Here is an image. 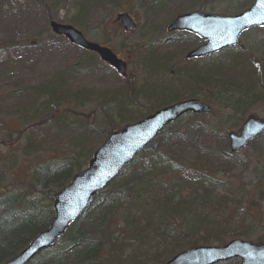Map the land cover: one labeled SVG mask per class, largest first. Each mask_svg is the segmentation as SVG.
Listing matches in <instances>:
<instances>
[{"label":"rangeland","instance_id":"obj_1","mask_svg":"<svg viewBox=\"0 0 264 264\" xmlns=\"http://www.w3.org/2000/svg\"><path fill=\"white\" fill-rule=\"evenodd\" d=\"M252 1L104 0L97 12L87 14L80 23H71L69 20L77 17L75 0H58V7L61 6L59 12L67 23L77 28L88 40L108 46L126 61V77L118 76L95 55L70 46L63 38L53 35L38 10L35 21L31 23L26 22L25 13L19 21L3 17L0 21V108L14 109L18 104V99L14 97L19 95L9 96L15 93L16 88H33L38 93V99H41L37 100V107H45L39 87L59 80L63 84L59 90L70 92L72 95L68 96L71 99H74V95L82 94L85 100L78 108L72 106L75 116L71 118L77 117L80 125L84 123L87 126L92 140L85 142L86 148L103 140L108 127L106 115L114 124L122 125L125 111L139 116L145 114L149 104L157 107L154 99L145 100L144 92H159L158 98L165 100L172 92L183 99L198 98L211 107L210 112L199 115L198 120L217 123L225 135L231 131L239 132L248 116L264 119V27L246 30L240 36L237 47L189 61L183 59L184 53L200 44V40L167 32L166 26L177 14L198 10L222 16L234 15L246 9ZM28 3L29 0H15L12 13L16 6H21L23 12ZM119 12L129 13L135 28L125 32L114 20ZM11 37L14 38L13 43H8ZM182 38H188V41H182ZM160 41L163 43L156 45ZM11 45L16 47L10 48ZM220 68L223 69L222 74H219ZM191 69L194 70L192 75ZM210 69L211 80L204 86L200 76ZM65 73H68L66 79L65 76L60 77ZM191 76L198 81V85L191 82ZM221 81L226 86V94L227 90H233L235 95H248L249 103L242 101L243 104L234 108L228 103L226 94L220 95L219 90H222L215 86ZM127 84L135 91L136 100L132 106L126 105V102L120 104L117 99L118 90H123ZM99 101L103 105L101 109L97 108ZM0 110V191L9 188V184H13L11 189L19 186L25 190V185L37 168H57L67 163L69 157L78 151L74 142L80 137L81 126L77 129L70 127L65 132L56 131L52 129L56 123L52 122L30 137L29 130L23 132L25 126L18 121V109L15 113ZM63 111L61 106L60 109L56 108L54 114L59 115ZM63 117L58 116V124ZM187 117L191 118V115ZM29 137L34 140L29 141ZM219 144H213L211 166L209 171L205 169L212 175L216 197H219L213 201H219L216 206L232 214L223 220L228 223L226 230L230 232L235 228L234 224L237 228L242 226L246 230L244 234L249 237L248 241L259 242L256 238L264 236V134L233 157L220 154ZM79 160L83 162L84 156L81 155ZM224 162L226 165L222 167ZM30 199L37 201L39 206L52 204V201L36 192L30 195ZM212 214L214 220L224 218L219 210L212 211ZM231 239L232 236L228 234L226 242ZM237 262L234 259L219 264Z\"/></svg>","mask_w":264,"mask_h":264},{"label":"trees","instance_id":"obj_2","mask_svg":"<svg viewBox=\"0 0 264 264\" xmlns=\"http://www.w3.org/2000/svg\"><path fill=\"white\" fill-rule=\"evenodd\" d=\"M14 1L0 0V21L3 17L19 21L20 16L25 13L26 22L31 23L35 21L38 10L42 13L44 22H68L58 11L61 9V6L58 7V0H29L30 4L25 5L23 12L21 6H16L12 13ZM102 2L104 0H75L77 17L69 22H82L84 16L97 12ZM13 39L11 37L8 43H13ZM162 42H157L156 45ZM14 47L16 46H10ZM191 70L192 75L194 70ZM211 71L206 70L205 75L200 76L202 85H207L208 80H211ZM222 73L223 69L220 68L219 74ZM191 77V82L198 85V81ZM61 85V81L52 80L39 87L40 96L45 99V107H37V100L40 99L33 88H16L15 93L8 94L11 95L9 97L19 95L14 97L18 99V104L12 110L8 107L6 110L0 108L3 112L14 113L18 109V121L25 126L23 132L29 130L30 137L52 122L56 123L52 127L56 131L65 132L70 127L83 128L78 134L80 137L74 142L78 151L69 157L67 163L58 165L57 168H37L25 185V190L19 186L11 189L13 184H9V188L0 191V264L15 256L52 219L51 205L39 206L37 201L30 199V195L40 193L51 201L54 193L86 165L92 152L102 142L85 147V142L92 140L90 132L84 123L80 125L81 121L77 117L71 118L75 116L72 106L78 108L85 100L82 94L74 95V99H71L68 96L72 95L70 92L68 94L59 90ZM215 86L222 90H219L220 95L226 94V86L222 81ZM232 91L227 90L225 97L234 108L243 104L242 101L249 103L248 95L238 96ZM118 94L120 104L126 102L128 106L135 105V91L130 84L123 90H118ZM155 94L159 92H144L143 96L145 100L154 99L157 107L149 104L145 114L139 116L125 111L121 124L138 120L161 106L183 99L173 92L167 100L158 99L153 96ZM61 106L64 111L59 115L54 114L56 108L60 109ZM97 108H103L101 101ZM58 116H65L59 120V124ZM187 116L189 115L167 126L123 168L115 180L95 196L94 203L67 227L49 249L38 253L26 264H162L185 248L224 244L228 234L232 238L248 237L242 226L237 228L234 224L235 228L230 232L225 229L228 223L223 220L232 214L227 209L218 208L219 201H213L219 197H216L212 175L205 171H209L211 166L214 143H220V154L235 156L226 149V135L221 133L217 123L200 121L197 115L191 118ZM105 121L108 127L104 137L109 131L121 126L120 123L114 124L109 115H106ZM30 137L29 141L34 140ZM81 155L84 156L83 162L79 160ZM225 165L224 162L222 167ZM235 208L239 209L238 206ZM218 210L224 218L217 221L212 217V211ZM256 239L264 241V236Z\"/></svg>","mask_w":264,"mask_h":264},{"label":"water","instance_id":"obj_3","mask_svg":"<svg viewBox=\"0 0 264 264\" xmlns=\"http://www.w3.org/2000/svg\"><path fill=\"white\" fill-rule=\"evenodd\" d=\"M116 20L125 31L135 27L127 13H119ZM53 33L64 35L70 43L96 52L99 57L125 75V63L109 48L86 40L81 32L68 24L49 23ZM253 26H264V0H254L246 10L231 16L205 14L193 11L177 15L167 26V31L186 30L198 35L205 43L189 51L186 58L201 57L239 42V34ZM210 107L198 99H187L162 107L143 119L112 131L93 153L88 165L75 174L68 185L55 193L53 218L49 226L38 233L17 255L3 264H26L39 251L48 248L61 236L70 222L77 219L100 192L135 155L142 151L168 124L183 114L207 113ZM264 131V120L249 117L239 134H228L230 152H237ZM234 257L239 264H264V244L252 245L231 240L223 246H198L183 250L164 264H215Z\"/></svg>","mask_w":264,"mask_h":264},{"label":"bare ground","instance_id":"obj_4","mask_svg":"<svg viewBox=\"0 0 264 264\" xmlns=\"http://www.w3.org/2000/svg\"><path fill=\"white\" fill-rule=\"evenodd\" d=\"M59 10H60V9H59ZM59 10H58V11H59ZM153 93H154V92H153ZM153 96H155V97L157 96V98H158V95H157V94H155V95H153ZM158 99H159V98H158ZM40 100H41V99H40ZM145 148H146V147H145ZM145 148H144V149H145ZM144 149H143V150H144ZM143 150H142V151H143ZM94 200H95V197H93V201H92V203H91V204H90V205H89V206H88V207L82 212V214H83V213H84V212H85V211H86V210H87V209H88V208L94 203ZM51 201H52V200H51ZM82 214H81V215H82ZM81 215H80V216H81ZM80 216H79L77 219H79ZM52 218H53V217H52ZM77 219H75L74 221H76ZM51 220H52V219H51ZM50 222H51V221H50ZM70 223H71V222H70ZM70 223H69V224H70ZM67 227H68V226H67ZM67 227H66V229H67ZM66 229H65V230H66ZM65 230H64V231H65ZM35 236H36V235H35ZM35 236H34V237H35Z\"/></svg>","mask_w":264,"mask_h":264}]
</instances>
